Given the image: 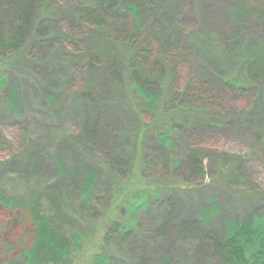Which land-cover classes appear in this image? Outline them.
<instances>
[{
	"label": "rangeland",
	"instance_id": "rangeland-1",
	"mask_svg": "<svg viewBox=\"0 0 264 264\" xmlns=\"http://www.w3.org/2000/svg\"><path fill=\"white\" fill-rule=\"evenodd\" d=\"M15 1L0 0L1 25L12 21ZM241 2L152 0L142 15L140 48L97 29L94 0H39L25 56L2 72L10 82L0 91V189L25 201L34 193L46 200L62 239L69 231L93 236L118 198L120 181L147 165L141 179L160 195L128 239L110 248L112 261L160 264L167 255L174 264H215L214 242L226 239V221L264 215V78L255 80L227 53L229 40L264 37V0H247L253 12L243 21L233 9ZM147 38L157 48L181 51L175 59L154 57L157 69L146 74L160 96L154 116L135 101L128 75ZM217 75L243 84L195 93ZM14 85L17 110L7 99ZM191 94L197 95L183 113ZM158 133L173 135L176 149L164 148ZM61 158L66 176L58 170ZM115 159L133 170L112 172L106 165ZM199 167L201 182L188 186ZM90 171L98 179L87 204L81 196ZM212 204L221 212L205 223L198 214ZM21 217L0 210V264L19 258L6 249L29 234Z\"/></svg>",
	"mask_w": 264,
	"mask_h": 264
},
{
	"label": "trees",
	"instance_id": "trees-1",
	"mask_svg": "<svg viewBox=\"0 0 264 264\" xmlns=\"http://www.w3.org/2000/svg\"><path fill=\"white\" fill-rule=\"evenodd\" d=\"M99 10L100 20H95L97 29L109 31L115 41L122 45H139L138 33H142V15L152 0H94ZM39 0H16L11 9L12 17L9 25L0 24V91L9 85L10 79L3 74L4 68L12 62L22 60L23 53L28 45V36L32 28L33 13ZM238 6V7H237ZM234 12L239 20L245 19L253 11L247 0L239 3ZM233 11V10H232ZM132 22V23H131ZM141 53L138 60L131 59L128 65V75L132 78L130 91L135 95V101L142 110L151 116L158 112L160 96L153 90L150 80L146 81V74L153 75L157 65L153 62L154 57L164 55L168 59H175L181 55L180 48L162 44L158 48L154 41L149 38L143 40ZM227 53L232 60L240 63L243 69L252 73L255 80L264 78V37L252 40H234L230 42ZM8 65V66H6ZM204 84L198 86L195 93L208 94L221 84L227 86H241L240 79H230L226 76L217 75L216 79L207 78ZM17 86L11 87L7 99L13 109L17 110L19 94ZM197 94H191L186 104L181 106L183 113L187 111L191 100ZM173 132V128H170ZM158 142L166 149L175 150V139L173 135L156 134ZM106 167L112 172H121L127 166L133 170L132 163L123 160H112ZM58 170L61 175L66 176L68 171L64 166L63 159L57 160ZM178 165V164H176ZM147 170V165L134 168V176L131 180L120 181V191L116 202L109 208L106 218L98 225L99 234L93 236L89 232L84 233L69 231V239L60 237L57 230L55 214L45 212L46 200H42L37 193L30 196L28 201L18 199L9 195L6 189H0V210L16 212L22 215L23 221L28 225L29 234L21 238L20 243H14L8 247L7 252L18 255L19 258L11 260L8 264H116L112 261L109 250L121 237L127 240L137 229L140 223V215L147 211L153 200L160 195L153 188L145 185L141 179ZM202 171L199 168L192 171L187 182L192 186L195 181L200 183ZM96 172H87L86 180L83 181L81 199L87 204L93 197V189L96 188L98 179ZM128 202L124 205V201ZM212 212L203 209L198 217L205 223L213 221L214 217L221 212L218 204H212ZM87 212L90 207L83 208ZM50 211V210H49ZM23 213V214H20ZM82 221L90 225L88 214H83ZM226 239L222 242H214L213 252L215 264H264V215L254 216L250 219L236 223L226 221ZM15 252V254H14ZM82 260V262H81ZM160 264H174L170 256H165Z\"/></svg>",
	"mask_w": 264,
	"mask_h": 264
}]
</instances>
